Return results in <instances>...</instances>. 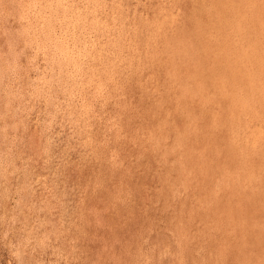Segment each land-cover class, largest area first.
<instances>
[{
    "label": "rangeland",
    "instance_id": "1",
    "mask_svg": "<svg viewBox=\"0 0 264 264\" xmlns=\"http://www.w3.org/2000/svg\"><path fill=\"white\" fill-rule=\"evenodd\" d=\"M263 47L264 0H0V264H264Z\"/></svg>",
    "mask_w": 264,
    "mask_h": 264
},
{
    "label": "bare ground",
    "instance_id": "2",
    "mask_svg": "<svg viewBox=\"0 0 264 264\" xmlns=\"http://www.w3.org/2000/svg\"><path fill=\"white\" fill-rule=\"evenodd\" d=\"M44 1H45V0H44ZM42 3H43V2H42ZM40 4H41V3H40ZM43 4H44V3H43ZM47 5H48V3H47ZM40 6H41V5H40ZM42 6H43V5H42ZM42 6H41V7H42ZM45 6H46V4L44 5V7H45ZM44 7H42L41 9H44ZM47 7H49V6H47ZM50 7H51V6H50ZM51 8H52V7H51ZM51 8H50V9H51ZM39 10H40V9H39ZM39 10L37 9V10H35V12H36V11L38 12ZM41 11H42V10H41ZM44 11H45V10H44ZM44 11H43V12H44ZM48 11H49V9H48ZM52 11H54V10H52ZM46 13H47V12H46ZM48 13H49V12H48ZM40 14H41V13H40ZM40 14H39V15H40ZM51 14H52V13L50 12V15H51ZM165 14H166V13H165ZM37 15H38V14H37ZM42 15H43V14H42ZM45 15H46V14H45ZM52 15H53V14H52ZM37 17H38V16H37ZM39 17H40V16H39ZM49 17H50V16L48 15V18H49ZM46 18H47V15H46ZM48 18H47V19H48ZM38 20H40V19H38ZM43 20H44V19H43ZM43 20H42V21H43ZM161 20H162V18H161ZM168 20H169V19H168ZM170 20H171V19H170ZM40 21H41V20H40ZM165 21H166V19L164 20V23H165ZM38 22H39V21H38ZM43 22H44V21H43ZM45 23H46V22H45ZM156 23H157V22H156ZM167 24H168V23H167ZM168 25H169V24H168ZM39 26H40V23H39ZM43 26L46 27V25H43ZM151 26H154V25L152 24ZM155 26H156V24H155ZM160 26H161V24H160ZM166 26H167V25H166ZM170 26H171V25H170ZM170 26H169V27H170ZM41 27H42V24H41ZM171 27H172V26H171ZM149 28H150V26L148 27V29H149ZM153 28L155 29V27H153ZM163 28H164V27H163ZM174 28H175V27H174ZM38 29H39V28H38ZM43 29H45V28H43ZM188 29H189V28H188ZM149 30H150V29H149ZM163 30H164V29H163ZM165 30H166V29H165ZM174 30H175V29H174ZM36 31H37V30H36ZM168 31H169V30H168ZM171 31H172V30H171ZM198 31H199V30H198ZM40 32H41V31H40ZM42 32H43V30H42ZM148 32H149V31H148ZM176 32H177V30H176ZM194 32H195V31H194ZM201 32H202V31H201ZM149 33H150V32H149ZM153 33H154V32H153ZM153 33H152V34H153ZM158 33H159V32H157V34H158ZM161 33H162V32H161ZM161 33H160V34H161ZM203 33H204V32H203ZM147 34H148V33H147ZM161 35H162V34H161ZM165 35H167V34H165ZM171 35H172V34H171ZM176 35H177V34H176ZM177 36H178V35H177ZM186 36H187V35H186ZM200 36L202 37V35H200ZM203 36H204V35H203ZM155 37H156V36H155ZM193 37H195V36H193ZM151 38H152V37H151ZM153 38H154V37H153ZM161 38H162V37H161ZM163 38H164V37H163ZM177 38H178V37H177ZM94 39L96 40V38H94ZM148 39H150V38H148ZM155 39H156V38H155ZM157 39H158V38H157ZM159 39H160V38H159ZM182 39H183V38H182ZM86 40H87V39H86ZM88 40H89V39H88ZM88 40H87V41H88ZM95 40H94V41H95ZM98 40H99V38H98ZM161 40H162V39H161ZM171 40H172V39H171ZM188 40H189V39H188ZM197 40H198V38H197ZM87 41H86V42H87ZM96 41H97V40H96ZM150 41H151V40H150ZM159 41H160V40H159ZM183 41H184V40H183ZM202 41H203V40H202ZM89 42H90V40H89ZM99 42H102L101 39H100ZM155 42H156V41H155ZM168 42H170V41H168ZM175 42H176V41H175ZM175 42H174V43H175ZM189 42H190V40H189ZM82 43H83V40H82ZM102 43H103V42H102ZM133 43H134V42H133ZM153 43H154V42H153ZM157 43H158V42H157ZM171 43H172V42H171ZM178 43H180V42H178ZM199 43H200V42H199ZM83 44H84V43H83ZM85 44H86V43H85ZM93 44H94V43H93ZM96 44H98V41H97ZM147 44H148V42H147ZM172 44H173V43H172ZM167 45H168V44H167ZM175 45H176V43H175ZM188 45H189V44H188ZM234 45H235V44H234ZM250 45H252V44H250ZM250 45H249V46H250ZM149 46H150V45H149ZM156 46H157V45H156ZM180 46H181V45H180ZM189 46H191V45H189ZM200 46H201V45H200ZM246 46H247V45H246ZM262 46H263V44H262ZM147 47H148V45H147ZM147 47H146V48H147ZM152 47H153V45H152ZM166 47H167V46H166ZM169 47H170V45H169ZM169 47H168V48H169ZM171 47H172V46H171ZM175 47H176V46H175ZM177 47H178V46H177ZM184 47H185V46H184ZM230 47H232V46H230ZM159 48H160V47H159ZM190 48H191V47H190ZM193 48H194V47H193ZM224 48H226V47H224ZM233 48H234V47H233ZM247 48H248V47H247ZM263 48H264V47H263ZM263 48H262V49H263ZM157 49H158V48H157ZM182 49H183V47H182ZM186 49H187V48H186ZM195 49H196V47H195ZM229 49H230V48H229ZM231 49H232V48H231ZM241 49L243 50V48H241ZM241 49H240V50H241ZM252 49H253V48H252ZM260 49H261V48H260ZM146 50H147V49H146ZM149 50H151V48H149ZM159 50H160V49H159ZM168 50H169V49H168ZM168 50H166V52H168ZM177 50H178V49H177ZM196 50H197V49H196ZM237 50H238V49H237ZM245 50H246V49H245ZM255 50H256V49H255ZM257 50H259V49H257ZM257 50H256V51H257ZM151 51H152V50H151ZM169 51H170V50H169ZM192 51H193V50H192ZM225 51H226V50H225ZM232 51H233V50H232ZM234 51H235V49H234ZM253 51H254V50H253ZM253 51H250V52H253ZM148 52H149V51H148ZM166 52H165V53H166ZM170 52H171V51H170ZM178 52H179V51H178ZM180 52H181V51H180ZM239 52H240L241 54H243L241 51H239ZM244 52L247 53V50L244 51ZM257 52H258V51H257ZM159 53H160V52H159ZM159 53H158V55H159ZM165 53H164V55L166 56L167 53H166V54H165ZM211 53H213V52H211ZM229 54H230V53H229ZM244 54H245V53H244ZM248 54H249V53H248ZM255 54H256V53H255ZM257 54H258V53H257ZM150 55H151V54H150ZM170 55H171V54H169V56H170ZM194 55H195V54H194ZM194 55H193V56H194ZM199 55H201V54H199ZM212 55H213V54H212ZM217 55H218V54H217ZM234 55H235V54H234ZM238 55H240V54H238ZM246 55H247V54H246ZM250 55H251V54H250ZM147 56H149V55H146V57H147ZM151 56H153V55H151ZM156 56H157V55H156ZM159 56H160V55H159ZM161 56H162V55H161ZM180 56H181V55H180ZM231 56H232V55H231ZM235 56H236V55H235ZM244 56H245V55H244ZM244 56L241 55L240 57L243 58ZM263 56H264V55H263ZM157 57H158V56H157ZM171 57H172V56H171ZM173 57H174V56H173ZM208 57H210V56L207 55V58H208ZM251 57H252V56H251ZM154 58H155V57H154ZM154 58H153V59H154ZM166 58H167V57H166ZM182 58H183V57H181V59H182ZM201 58H202V57H201ZM210 58H211V57H210ZM231 58H232V57H231ZM242 58H241V62H242V60H243ZM247 58H248V57H247ZM238 59H239V58H238ZM187 60H188V59H187ZM187 60H186V61H187ZM190 60H191V59H190ZM209 60L212 61V59H209ZM226 60H227V59H226ZM228 60H229V59H228ZM233 60L235 61V59H233ZM155 61H156V60H155ZM178 61H179V59H178ZM207 61H208V60H207ZM207 61H205V63H206ZM215 61H216V60H215ZM239 61H240V59H239ZM245 61H246V58H245ZM247 61L249 62V59H247ZM250 61H251V60H250ZM195 62H196V61H195ZM232 62H233V61H232ZM235 62H236V61H235ZM237 62H238V61H237ZM259 62L261 63L260 60H259ZM207 63H208V62H207ZM207 63H206L205 65H208ZM209 63H210V62H209ZM211 63H212V62H211ZM263 63H264V62H263ZM242 64H243V63H242ZM242 64H241V65H242ZM251 64H252V63H251ZM258 64H259V63H258ZM220 65H221V64H220ZM222 65H223V63H222ZM229 65H230V64H229ZM234 65H235V63H234ZM238 65H240V64H238ZM241 65H240V66H241ZM247 65H248V64H247ZM260 65H261V64H260ZM159 66H160V65H159ZM178 66H179V65H178ZM183 66H184V65H183ZM201 66H202V64H201ZM236 66H237V64H236ZM243 66H244V65H243ZM243 66H242L241 68H243ZM154 67H155V66H154ZM154 67H153V68H154ZM174 67H175V66H174ZM174 67H173V68H174ZM207 67H208V66H207ZM244 67H245V66H244ZM160 68H161V67H160ZM185 68H186V67H185ZM258 68H259V67H258ZM220 69H221V68H220ZM225 69H226V67H225ZM231 69H233L232 66H231ZM244 69H245V68H244ZM244 69H243V70H244ZM157 70H158V68H157ZM157 70H156V71H157ZM184 70H185V69H184ZM196 70H197V69H196ZM223 70H224V69H222V71H223ZM259 70H260V69H259ZM167 71H168V70H167ZM217 71H218V70H216V72H217ZM220 71H221V70H220ZM222 71H221V74H222V76H223ZM238 71H239V70H238ZM241 71H242V70H241ZM247 71H248V70H247ZM263 71H264V69H263ZM154 72H155V71H154ZM185 72H186V71H185ZM226 72H227V71H226ZM226 72H225V73H226ZM176 73H178V72H176ZM225 73H224V75H225ZM240 73H241L240 75H242V72H240ZM169 74H170V73H169ZM174 74H175V73H174ZM210 74H211V73H210ZM238 74H239V73H238ZM167 75H168V73H167ZM178 75H179V74H178ZM191 75H193V74H191ZM217 75H218V74H217ZM261 75H262V74H261ZM179 76H180V75H179ZM243 76H244V75H243ZM263 76H264V75H263ZM263 76H262V78H264ZM184 77H185V75H184ZM196 77H197V76H196ZM219 77H221V76H219ZM224 77H226V75H225ZM236 77H239V76H236ZM90 78H91V77H90ZM146 78H147V76H146ZM170 78L172 79L171 76H170ZM170 78H169V79H170ZM174 78H175V77H174ZM174 78H173V79H174ZM230 78H231V77H230ZM92 79H96V78H92ZM149 79H150V78H149ZM153 79H154V78H153ZM153 79H152V80H153ZM169 79H168V80H169ZM183 79H184V78H183ZM210 79H211V78H210ZM215 79H216V78H215ZM222 79H224V78H222ZM226 79H227V78H226ZM231 79H232V78H231ZM241 79H242V78H241ZM247 79H248V81H247L246 84H248V82H249V78H247ZM89 80H90V79H89ZM89 80H87V82H88ZM143 80H144V79H143ZM168 80H167V81H168ZM178 80H179V78H178ZM181 80H182V79H181ZM184 80H185V79H184ZM245 80H246V79H245ZM250 80H251V79H250ZM97 81H98V80H97ZM97 81H96V82H97ZM144 81H145V80H144ZM153 81H154V80H153ZM159 81H160V80H159ZM165 81H166V80H165ZM165 81H164V82H165ZM189 81H190V80H189ZM224 81H225V79H224ZM237 81H240V80H237ZM251 81H252V80H251ZM90 82H91V81H90ZM92 82H93V81H92ZM92 82H91V83H92ZM94 82H95V80H94ZM96 82H95V83H96ZM147 82H148V81H147ZM160 82H161V81H160ZM181 82H182V81H181ZM220 82H221V81H220ZM225 82H226V81H225ZM241 82H242V81H241ZM241 82H240V83H241ZM245 82H246V81H245ZM95 83H94V84H95ZM144 83H145V82H144ZM165 83H166V82H165ZM171 83L173 84V82H171ZM226 83H227V82H226ZM238 83H239V82H238ZM242 83H244V82H242ZM242 83H241V84H242ZM252 83H253V82H252ZM88 84H89V82H88ZM94 84L92 83V85H94ZM97 84H100V80H99V82H98ZM149 84H150V83H149ZM215 84H216V83H215ZM244 84H245V83H244ZM250 84H251V83H250ZM250 84H249V85H250ZM95 85H96V84H95ZM146 85H147V83H146ZM163 85H164V84H162V86H163ZM168 85L170 86V84H167V86H168ZM176 85H177V84H176ZM189 85L191 86V84H189ZM189 85H188V86H189ZM198 85H199V84H198ZM202 85H203V84H202ZM206 85H207V84H206ZM219 85H220V84H219ZM227 85H229V83H227ZM254 85H255V84L253 83V86H254ZM259 85H261V83H260ZM259 85H256V86L259 87ZM96 86H97V85H96ZM96 86H95V90H96ZM177 86H179V85H177ZM225 86H226V84H225ZM233 86H234V85H233ZM244 86H245V85H244ZM253 86H252V87H253ZM261 86L263 87V85H261ZM261 86H260V88H261ZM91 87H92V86H91ZM142 87H143V86H142ZM163 87L165 88V86H163ZM179 87H181V86H179ZM191 87H192V86H191ZM211 87H212V86H211ZM220 87H221V86H220ZM222 87H223V86H222ZM227 87H228V86H227ZM248 87H249V86H248ZM213 88H214V87H213ZM236 88H238V86H236ZM236 88H235V89H236ZM250 88H251V85H250ZM260 88H259V90H260ZM99 89H100V88H99V86H98V91H99ZM161 89H163V88H161ZM182 89H184V88L182 87ZM229 89H230V88H229ZM229 89H228V90H229ZM231 89H232V88H231ZM233 89H234V88H233ZM257 89H258V88H257ZM177 90H178V89H177ZM222 90H223V89H222ZM224 90H225V89H224ZM261 90H262V89H261ZM263 90H264V89H263ZM98 91H97V92H98ZM156 91H157V89H156ZM173 91H174V90H173ZM99 92H100V91H99ZM99 92H98V93H99ZM143 92H144V91H143ZM157 92H159V91H157ZM165 92H166V91H165ZM174 92H175V91H174ZM176 92H178V91H176ZM259 92H260V91H259ZM261 92H262V91H261ZM162 93H163V92H162ZM172 93H173V92H172ZM172 93H171V95H172ZM183 93H184V92H183ZM185 93L187 94V92H186V88H185ZM230 93H231V92H230ZM230 93H229V94H230ZM100 94H101V93H100ZM154 94H156V93L154 92ZM163 94H164V93H163ZM169 94H170V93H169ZM231 94H232V93H231ZM233 94H234V92H233ZM158 95H159V94H158ZM181 95H182V94H181ZM201 95H203V94L201 93ZM201 95H200V96H201ZM216 95H217V94H216ZM216 95H215V98H216ZM226 95H227V94H226ZM235 95H236V94H235ZM262 95L264 96V94H262ZM102 96H103V95H102ZM142 96H143V95H142ZM174 96H175V94H174ZM174 96H173V97H174ZM209 96H210V95H208L207 98H208ZM211 96H213V95H211ZM219 96H220V95H219ZM230 96H231V95H230ZM232 96H233V95H232ZM258 96H259V95H258ZM195 97H197V95H196ZM217 97H218V96H217ZM228 97H229V96H228ZM236 97H237V96H236ZM100 98H101V97H100ZM104 98H105V97H104ZM147 98H149V97H147ZM169 98H170V97H169ZM181 98L183 99V97H181ZM203 98H204V96H203ZM209 98H210V97H209ZM213 98H214V97H213ZM233 98H234V97H233ZM233 98H232V99H233ZM238 98H239V97H238ZM260 98H261V95H260ZM263 98H264V97H263ZM155 99H156V98H155ZM174 99H175V97H174ZM205 99H206V98H205ZM229 99H230V98H229ZM229 99H228V102H229ZM250 99H251V98H250ZM250 99H249V100H250ZM148 100H149V99H148ZM161 100L163 101V98H162ZM170 100H172V99H170ZM170 100H169V101H170ZM175 100H176V99H175ZM183 100H184V99H183ZM183 100H180V101L182 102ZM225 100H226V98H225ZM230 100H231V99H230ZM236 100H237V99H236ZM236 100H234V102H238V101H236ZM241 100H242V99H241ZM249 100L247 99V101L245 100V102L248 103ZM252 100H253V99H252ZM252 100H250V101H252ZM142 101L144 102V100H142ZM152 101H153V99H152ZM148 102H149V101H148ZM153 102H154V101H153ZM174 102H175V101H174ZM217 102H218V101H217ZM230 102H231V101H230ZM230 102H229V104H230ZM243 102H244V99H243ZM149 103H152V102H151V99H150V102H149ZM175 103H176V102H175ZM175 103H174V104H175ZM157 104H158V103H156V104H154V105L152 104V105L157 107ZM167 104H169V103H167ZM170 104H171V103H170ZM233 104H234V103H233ZM252 104H253V102L250 104V106H251ZM171 105H172V104H171ZM178 105H180V104H178ZM194 105H195V104H194ZM237 105H238V103H237ZM239 105H240V104H239ZM242 105H243V104H242ZM246 105H247V104H246ZM246 105H245V106H246ZM176 106H177V103H176ZM213 106H214V105H213ZM218 106H219V105H218ZM240 106H241V105H240ZM240 106H239V107H240ZM142 107H143V106H142ZM158 107H159V106H158ZM158 107H157V109H158ZM173 107H174V106H173ZM188 107H189V106H188ZM219 107H220V106H219ZM219 107H218V108H219ZM243 107H244V106H243ZM147 108H148V107H147ZM147 108H145V110H146ZM151 108H152V107H151ZM229 108H230V107H229ZM229 108H227V109H229ZM231 108H232V107H231ZM246 108H247V107H246ZM253 108H254V107H253ZM84 109H85V108H84ZM155 109H156V108H155ZM161 109H162V108H161ZM161 109H159V111H160ZM227 109L225 108V110H227ZM236 109H238V108L236 107ZM242 109H244V108H242ZM247 109H248V108H247ZM247 109H246V110H247ZM149 110H150V108H149ZM163 110H164V109H162L161 111H163ZM185 110H186V109H185ZM190 110H191V109H190ZM225 110H224V111H225ZM240 110H241V108H240ZM127 111H128V110H127ZM179 111H180V110H179ZM220 111H222L221 108H220ZM235 111H236V110H235ZM244 111H245V110H244ZM255 111H256V110H254L253 113H256ZM132 112H133V111H132ZM151 112H152V111H151ZM151 112H150V113H151ZM155 112H156V110H155ZM166 112H167V111H166ZM248 112H249V113L252 112L251 108H250V110H249ZM147 113H148V111H147ZM158 113H160V112H158ZM162 113H163V112H162ZM164 113H165V112H164ZM181 113H182V112H181ZM238 113H239V112H238ZM253 113H252V114H253ZM153 114H154V112H153ZM156 114H157V112H156ZM182 114H183V113H182ZM241 114H242V113H241ZM131 115H133V114H131ZM236 115H237V114H236ZM244 115H245V114H244ZM249 115H250V114H249ZM249 115H248V116H249ZM253 115H254V114H253ZM253 115H252V117H253ZM159 116L161 117V115H158V117H159ZM184 116H185V114H184ZM206 116H207V115H206ZM208 116H209V115H208ZM240 116H241V115H240ZM256 116H258V115H254V117H256ZM263 116H264V115H262V117H263ZM127 117H128V116H127ZM154 117H155V115H154ZM154 117H153V115H152V118H151V119H154ZM158 117H156V118H158ZM209 117H210V116H209ZM244 117H246V116H244ZM244 117H243V118H244ZM254 117H253V118H254ZM206 118H207V117H206ZM257 118H258V117H257ZM128 119H129V118H128ZM208 119H209V118H208ZM208 119H206V120L208 121ZM229 119H230V118H229ZM239 119H240V118H239ZM247 119H248V117H247ZM258 119H259V118H258ZM258 119H257V120H258ZM147 120H148V119H147ZM160 120H162V119H160ZM209 120H210V123H211V122H212L211 119H209ZM191 121H192V120H191ZM196 121H197V120H196ZM228 121H229V120H228ZM235 121H236V120H235ZM240 121H241V120H240ZM158 122H159V121H158ZM160 122H161V121H160ZM245 122H247V121H245ZM248 122H249V121H248ZM156 123H157V122H156ZM201 123H202V121H201ZM230 123H231V122H230ZM237 123H238V121H237ZM254 123H255V122H254ZM257 123H258V122H257ZM203 124H204V123H203ZM213 124H214V123H213ZM248 124H250V123H248ZM251 124H252V123H251ZM251 124H250V125H251ZM263 124H264V123H263ZM263 124H262V125H263ZM165 125H167V124H165ZM165 125H164V126H165ZM198 125H199V124H198ZM252 125H253V124H252ZM151 126H152V125H151ZM156 126H158V124L155 125V128L157 129L158 127H156ZM189 126H191V125H189ZM199 126H200V125H199ZM221 126H222V124H221ZM230 126H231V125H230ZM235 126H236V124H235ZM246 126H247V125H246ZM263 126H264V125H263ZM144 127H145V126H144ZM160 127H161V126H159V128H160ZM165 127H166V126H165ZM192 127H193V125H192ZM195 127H196V126H195ZM209 127H210V126H209ZM212 127H213V126H212ZM212 127H211V129H212ZM217 127H218V126H217ZM219 127H220V126H219ZM247 127H248V126H247ZM139 128H140V126H139ZM162 128H163V127H161V129H162ZM213 128H214V127H213ZM235 128H237V127H235ZM243 128H244V127H243ZM152 129H153V128H152ZM161 129H160V130H161ZM186 129H188V128L186 127ZM196 129H197V128H196ZM206 129H207V128H206ZM215 129H216V128H215ZM241 129H242V128H241ZM241 129H239V130H241ZM249 129H250V128H249ZM254 129H255V128H254ZM256 129H257V128H256ZM140 130H141V128H140ZM158 130H159V129H158ZM208 130H209V129H208ZM234 130H236V129H234ZM234 130H233V131H234ZM244 130H245V129H244ZM144 131H145V129H144ZM148 131H149V130H148ZM186 131H187V130H186ZM191 131H192V130H191ZM195 131H196V130H195ZM211 131H213V130H211ZM236 131H238V129H237ZM249 131L252 132V130H249ZM128 132H129V131H128ZM134 132L136 133V131H133V135H134ZM145 132H146V131H145ZM156 132H157V131H156ZM156 132H155L154 134H157ZM158 132H159V131H158ZM188 132H189V131H188ZM215 132H216V131H215ZM230 132H231V131H230ZM238 132H239V131H238ZM238 132H237V134H238ZM241 132H242V131H241ZM243 132H244V131H243ZM131 133H132V131H131ZM131 133H129V134H131ZM139 133H140V132H139ZM186 133H187V132H185V134H186ZM218 133H219V132L217 131V134H218ZM234 133H235V132H234ZM234 133H233V134H234ZM253 133H254V132H253ZM151 134H152V133H150V135H151ZM159 134H160V133H159ZM188 134H189V133H188ZM214 134H215V133H214ZM241 134H243V133H241ZM248 134H249V133H248ZM121 135H122V134H121ZM123 135H124V134H123ZM127 135H128V133H127ZM150 135H148V136H150ZM190 135H192V134H190ZM245 135H246V134H244V136H245ZM128 136H129V135H128ZM128 136H127V137H128ZM140 136L142 137V134H141ZM144 136L146 137L147 135L144 134ZM151 136H153V135H151ZM188 136H189V135H188ZM206 136H207V134H206ZM211 136H212V135H211ZM215 136H216V135H215ZM219 136H220V135H219ZM227 136H228V134H227ZM234 136H237V135H234ZM240 136H241V135H240ZM242 136H243V135H242ZM247 136H249V135H247ZM125 137H126V136H125ZM141 137H140V138H141ZM154 137H155V136H154ZM156 137H157V136H156ZM160 137H161V136H160ZM178 137H179L180 140H182V138H180V136H178ZM182 137H183V136H182ZM191 137H192V136H191ZM88 138L91 139L90 137H88ZM151 138H152V137H151ZM205 138H206V137H205ZM237 138H238V137H237ZM243 138H245V137H243ZM89 139H88V140H89ZM130 139H131V138H130ZM130 139H129V142H130L133 138H132L131 140H130ZM145 139H146V138H145ZM149 139H150V137H149ZM149 139H148V140H149ZM153 139H154V138H153ZM233 139H235V138H233ZM241 139H242V138H241ZM245 139H246V138H245ZM92 140H93V139H92ZM122 140H123V139H122ZM139 140H140V139H139ZM146 140H147V139H146ZM156 140H157V139H156ZM188 140H189V139H188ZM204 140H205V139H204ZM206 140H207V139H206ZM235 140H237V139H235ZM239 140H240V139H239ZM243 140H244V139H243ZM250 140H251V138H250ZM127 141H128V140H127ZM157 141H158V140H157ZM157 141H156V143H155L156 146H157V144H158ZM177 141H179V140L177 139ZM182 141H183V140H182ZM184 141H185V140H184ZM232 141H233V140H232ZM85 142L88 143L87 140H85ZM90 142H91V141H90ZM96 142H97V140H96ZM133 142H134V139H133ZM145 142H146V141H145ZM159 142H160V140H159ZM174 142H175V141H174ZM185 142H186V141H185ZM187 142H188V141H187ZM206 142H207V141H206ZM215 142H216V141H215ZM215 142H214V143H215ZM236 142H237V141H236ZM236 142H235V143H236ZM244 142H245V141H244ZM261 142H262V141H261ZM261 142H260V143H261ZM93 143H95V141H94ZM93 143H92V144H93ZM139 143H141V142H139ZM143 143H144V142H143ZM151 143H152V142H151ZM177 143H178V142H177ZM177 143H175V144H177ZM211 143H212V142H211ZM214 143H213V144H214ZM235 143H234V144H235ZM245 143H246V142H245ZM251 143H252V142H251ZM89 144H91V143H89ZM181 144H182V142H181ZM188 144H189V143H188ZM224 144H225V143H224ZM239 144L241 145L242 142L239 143ZM93 145H94V144H93ZM131 145H132V144H131ZM138 145H139V144H138ZM147 145H148V144H146V146H147ZM150 145H151V144H150ZM178 145L180 146V143H178ZM219 145H220V144H219ZM236 145H237V143H236ZM257 145H258V143H257ZM128 146H129V145H128ZM133 146H134V145H133ZM148 146H149V145H148ZM186 146H187V145H186ZM206 146H207V145H206ZM209 146H210V145H209ZM221 146H222V145H221ZM232 146H233V144H232ZM234 146H235V145H234ZM96 147H97V146H96ZM96 147H95V149H96ZM99 147H100V146H99ZM135 147H136V146H135ZM140 147H141V145H140ZM144 147H145V146H144ZM173 147H174V146H173ZM176 147H177V146H176ZM184 147H185V146H184ZM207 147H208V146H207ZM210 147H211V146H210ZM213 147H214V146H213ZM225 147H227V146H225ZM230 147H231V146H230ZM236 147H237V146H236ZM236 147H235V148H236ZM238 147H239V146H238ZM245 147H246V146H245ZM245 147H244V148H245ZM257 147H258V146H257ZM90 148H91V147H90ZM136 148H138V147H136ZM152 148H154V147H152ZM180 148H181V147H180ZM180 148H177V149L179 150ZM191 148H192V146H191ZM201 148H202V147H201ZM215 148H216V147H215ZM250 148H251V147H250ZM258 148H259V147H258ZM258 148H257V149H258ZM92 149H94V147H93ZM95 149H94V150H95ZM130 149H131V148H130ZM141 149H142V147H141ZM144 149H145V148H144ZM173 149H174V148H173ZM175 149H176V148H175ZM185 149H186V148H185ZM202 149H203V148H202ZM207 149H208V148H207ZM218 149H219V148H218ZM224 149H225V148H224ZM237 149H238V148H237ZM242 149H243V148H241L240 151H243ZM251 149H252V148H251ZM251 149H250V150H251ZM181 150H183V147H182ZM192 150H193V149H192ZM192 150H191V151H192ZM210 150H211V149H210ZM210 150H209V152H210ZM230 150H231V149H230ZM248 150H249V149H248ZM248 150H247V151H248ZM254 150H255V148H254ZM145 151H146V149H145ZM148 151H149V150H148ZM189 151H190V150H189ZM196 151H197V150H196ZM211 151H213V150H211ZM218 151H222V150H221V147H220V150H218ZM224 151H225V150H224ZM231 151H232V150H231ZM234 151H235V149H234ZM252 151H253V149H252ZM257 151L259 152L260 150H257ZM136 152H137V150H136ZM146 152H147V151H146ZM149 152H150V151H149ZM192 152H194V151H192ZM205 152H206V151H205ZM207 152H208V150H207ZM215 152H217V149H216ZM215 152H214V153H215ZM235 152H236V151H235ZM237 152L239 153V150H238ZM243 152H244V151H243ZM245 152H246V150H245ZM103 153H104V152H103ZM124 153H126V151H125ZM133 153H134V152H133ZM147 153H148V152H147ZM179 153H180V152H179ZM182 153H184V152H182ZM185 153H186V152H185ZM185 153H184V154H185ZM210 153H211V152H210ZM232 153H233V152H232ZM240 153H241V152H240ZM240 153H239V154H240ZM253 153H254V151H253ZM255 153H256V152H255ZM127 154H129V153L127 152ZM142 154H143V153H142ZM188 154H189V153H188ZM193 154H194V153H193ZM198 154H199V153L197 152V155H198ZM224 154H225V152H224ZM227 154H228V153H227ZM259 154L261 155L262 153H259ZM95 155H96V154H95ZM100 155H101V154H100ZM152 155H153V154H152ZM191 155H192V154H191ZM191 155H190V157H191ZM203 155H204V154H203ZM207 155H208V154H207ZM212 155H213V154H212ZM229 155H230V154H229ZM229 155H228V156H229ZM235 155H236V154H235ZM245 155H246V153H245ZM254 155H255V154H254ZM257 155H258V154H257ZM103 156H104V155H102V157H103ZM133 156H134V155H133ZM185 156H186V154H185ZM192 156H193V155H192ZM199 156H200V155H199ZM201 156H202V155H201ZM214 156H215V155H214ZM214 156H212V158H213ZM231 156H233V154H232ZM240 156H242V155L240 154ZM258 156H259V155H258ZM194 157H195V156H194ZM225 157H227V156L224 155V159H225ZM247 157H248V156H247ZM141 158H142V157H141ZM206 158H208V157H206ZM228 158H229V157H228ZM230 158H231V157H230ZM243 158H244V157H243ZM248 158H249V157H248ZM89 159H91V158H89ZM97 159H98V158H97ZM144 159H145V158H143L142 160H144ZM179 159H180V158H179ZM182 159H183V158H182ZM210 159H211V158H210ZM210 159H208V160H210ZM226 159H227V158H226ZM226 159H225V160H226ZM238 159H239V158H238ZM240 159H242V158H240ZM246 159H247V158H246ZM246 159H245V160H246ZM261 159H262V158H261ZM263 159H264V158H263ZM87 160H88V158H87ZM91 160H92V159H91ZM103 160H104V159H103ZM114 160H118V159H117V158H116V159H113V162H114ZM147 160H149V159L147 158ZM184 160H185V159H184ZM187 160H188V159H187ZM190 160H191V162H193L192 159H190ZM194 160H195V158H194ZM199 160H200V159H199ZM225 160H224V161H225ZM236 160H237V159H236ZM242 160H243V159H242ZM242 160H241V161H242ZM258 160H259V159H258ZM96 161H97V160L95 159V160L93 161V163L96 162ZM111 161H112V160H111ZM150 161H151V160H150ZM204 161H205V160H204ZM228 161H229V160H228ZM243 161H244V160H243ZM247 161H248V160H247ZM260 161H262V160H260ZM263 161H264V160H263ZM90 162H91V161H90ZM98 162H99V160H98ZM103 162H104V161H103ZM185 162H186V160H185ZM202 162H203V161H202ZM210 162H211V161H210ZM222 162H223V159H222ZM225 162H226V161H225ZM229 162H232V160L229 161ZM238 162H239V161H238ZM249 162H250V161H249ZM101 163H102V161H101ZM104 163H106V162H104ZM109 163H110V162H109ZM111 163H112V162H111ZM111 163H110V164H111ZM118 163L120 164V162H118ZM122 163H123V162H122ZM146 163H147V162H146ZM193 163H194V162H193ZM236 163H237V162H236ZM240 163H241V162H240ZM240 163H239L238 167H241V166H240ZM243 163H244V162H243ZM89 164H91V163H89ZM94 164H95V163H94ZM102 164H103V163H102ZM110 164H109V165H110ZM114 164H117V163L114 162ZM150 164H151V163H150ZM177 164L179 165L178 162H177ZM200 164H201V163H200ZM211 164H212V162H211ZM233 164H235V163H233ZM250 164H252V163H250ZM259 164H260V162H259ZM262 164H264V162H263ZM91 165H92V164H91ZM104 165L106 166V164H104ZM107 165H108V164H107ZM144 165H147V164H144ZM144 165H143V167H144ZM181 165H182V164H181ZM197 165H198V164H197ZM235 165H236V164H235ZM244 165H246V164H244ZM248 165H249V164H248ZM86 166H87V163H86ZM102 166H103V165H102ZM102 166H101V168H102ZM115 166H116V165H115ZM195 166H196V161H195ZM222 166H223V164H222ZM225 166H226V165H225ZM227 166H228V164H227ZM232 166H233V165H232ZM232 166H231V167H232ZM249 166H250V165H249ZM110 167H111V166H110ZM118 167H120V166H118ZM118 167H116V168H118ZM121 167H122V166H121ZM205 167H207V166H205ZM208 167H209V166H208ZM234 167H236V166H234ZM234 167H232V169H233ZM238 167H237V168H238ZM242 167H243V166H242ZM244 167H245V166H244ZM246 167H248V166L246 165ZM262 167H263V166H262ZM86 168H87V167H86ZM99 168H100V167H99ZM141 168H142V167H141ZM152 168H153V167H152ZM249 168H251V166H250ZM263 168H264V167H263ZM263 168H262V169H263ZM88 169H89V168H88ZM93 169H95V168L93 167ZM97 169H98V168H97ZM102 169H103V168H102ZM104 169H105V168H104ZM108 169H109V168H108ZM114 169H115V168H114ZM150 169H151V168H150ZM194 169H195V168H194ZM194 169H192V174H193ZM210 169H211V168H210ZM222 169H223V167H222ZM225 169H226V168H225ZM228 169H231V168H228ZM239 169H240V168H239ZM244 169H245V168H244ZM246 169H247V168H246ZM262 169H261V170H262ZM90 170H91V169H90ZM106 170H107V169H106ZM116 170H117V169H116ZM147 170H148V169H147ZM199 170H201V169H199ZM204 170H205V169H204ZM234 170H235V168H234ZM241 170H242V169H241ZM93 171H94V170H93ZM104 171H105V170H104ZM111 171H112V170H111ZM114 171H115V170H114ZM119 171H120V169H119ZM148 171H149V170H148ZM195 171H196V170H195ZM202 171H203V170H202ZM210 171H211V170H210ZM212 171H213V170H212ZM225 171H226V170H225ZM225 171H224V172H225ZM227 171H228V170H227ZM249 171H251V169H250ZM255 171H256V169H255ZM257 171H258V170H257ZM257 171H256V172H257ZM109 172H110V171H109ZM141 172H143V171H141ZM183 172H184V170H183ZM197 172H198V171H197ZM208 172H209V170H208ZM218 172L220 173L219 170H218ZM228 172H229V171H228ZM228 172H227V175H228ZM235 172H236V170H235ZM237 172H238V171H237ZM244 172H245V171H243V174H244V176H245V174H247V173H244ZM247 172H248V170H247ZM91 173H92V172H91ZM110 173H111V172H110ZM180 173H182V172H180ZM189 173H190V171H189ZM194 173H195V172H194ZM199 173H200V172H199ZM233 173H234V171H233ZM100 174H101V173H100ZM108 174H109V173H108ZM116 174H117V173H116ZM141 174H142V173H141ZM200 174H202V173H200ZM236 174H237V173H236ZM239 174H240V173H239ZM256 174H257V173H256ZM261 174H262V173H261ZM263 174H264V173H263ZM96 175H97V174H96ZM103 175H104V173H103ZM109 175H110V174H109ZM117 175H118V174H117ZM119 175H120V174H119ZM180 175H181V174H180ZM190 175H191V174H190ZM211 175H212V173H211ZM216 175H218V174H216ZM224 175H225V174H224ZM224 175H222V176H224ZM230 175H232V174H230ZM240 175H241V174H240ZM258 175H259V174H258ZM258 175H257V177H258ZM98 176H99V175H98ZM104 176H105V175H104ZM107 176H108V175H107ZM110 176H111V175H110ZM110 176H109V177H110ZM199 176H200V175H199ZM206 176H207V175H206ZM214 176H215V175H214ZM214 176H213V177H214ZM219 176H220V178H221V174H220ZM232 176H233V175H232ZM234 176H235V174H234ZM234 176H233V177H234ZM237 176H238V174H237ZM260 176H261V175H260ZM263 176H264V175H263ZM94 177H95V173H94ZM105 177H106V176H105ZM224 177H225V176H224ZM239 177H241V176H239ZM239 177H238V178H239ZM252 177H253V176H252ZM91 178H92V176H91ZM103 178H104V177H103ZM107 178H108V177H107ZM111 178H112V177H111ZM118 178H119V177H118ZM118 178H116V179H118ZM182 178H183V176H182ZM186 178H187V177H186ZM186 178H185V179H186ZM203 178H204V176H203ZM215 178H216V177H215ZM229 178H230V177H228L227 180H228ZM254 178H255V176H254ZM259 178H260V177H259ZM262 178H263V177H262ZM88 179H89V178H88ZM93 179H94V178H93ZM97 179H98V178H97ZM97 179H96V180H97ZM101 179H102V174H101ZM109 179H110V178H109ZM114 179H115V178H114ZM145 179H146V178H145ZM225 179H226V178H225ZM231 179H233V178H231ZM234 179H235V178H234ZM234 179H233V183H234ZM236 179H237V178H236ZM249 179H250V178H249ZM249 179H248V180H249ZM255 179H256V178H255ZM96 180H94V181H96ZM104 180H105V179H104ZM118 180H119V179H118ZM222 180H223V179H222ZM239 180H240V179H239ZM239 180H238L237 182H240ZM241 180H242V179H241ZM246 180H247V179H246ZM251 180H252V178H251ZM260 180H261V179H260ZM86 181H87V180H86ZM97 181H99V179H98ZM109 181H110V180H109ZM119 181H120V180H119ZM183 181H184V180H183ZM88 182H90V179H89ZM91 182H92V181H91ZM113 182H114V181H113ZM204 182H205V181H204ZM216 182H218V180H216ZM216 182L212 181V183H214L213 185H215ZM221 182H222V181L220 180L219 183H221ZM228 182H230V180H229ZM241 182H242V181H241ZM243 182H244V181H243ZM255 182H257V180H256ZM103 183H104V182H103ZM111 183H112V181H111ZM116 183L118 184V182H116ZM219 183H218V184H219ZM224 183H225V182H224ZM230 183H232V181H231ZM250 183H251V182H250ZM262 183H263V182H262ZM86 184H87V183H86ZM96 184H97V183H96ZM105 184H106V182H105ZM107 184H108V183H107ZM107 184H106V186H107ZM117 184H116V185H117ZM207 184H208V183H207ZM221 184H222V183H221ZM225 184H226V183H225ZM237 184H238V183H237ZM254 184H255V183H254ZM254 184H253V186L255 187ZM94 185H95V184H94ZM99 185H100V183H99ZM112 185H113V184H112ZM119 185H120V184H119ZM200 185H201V184H200ZM202 185H203V184H202ZM208 185H209V184H208ZM219 185H220V184H219ZM226 185H227V184H226ZM230 185H231V184H230ZM234 185H235V184H234ZM238 185H239V184H238ZM260 185H261V184H260ZM263 185H264V184H262V186H263ZM85 186H86V185H85ZM100 186H102V181H101V185H100ZM110 186H111V184H110ZM250 186H251V184L249 185V187H250ZM89 187H90V186H89ZM96 187H97V186H96ZM114 187H115V186H114ZM121 187H123V186H121ZM227 187H228V186H227ZM232 187H233V185H232ZM245 187H246V186H245ZM258 187H260V186L258 185ZM94 188H95V187H94ZM97 188H98V187H97ZM103 188H104V187H103ZM105 188H106V187H105ZM111 188H112V186H111ZM117 188H118V187H117ZM200 188H201V187H200ZM208 188H209V187H208ZM238 188H239V187H238ZM240 188H241V187H240ZM240 188H239V189H240ZM243 188H244V187H243ZM243 188H242V189H243ZM255 188H256V187H255ZM260 188H262V187H260ZM263 188H264V187H263ZM92 189H93V188H92ZM92 189H91V190H92ZM112 189H114V188H112ZM119 189H120V188H119ZM142 189H144V187H142ZM205 189H206V187H205ZM227 189H228V188H227ZM229 189H231V187H229ZM256 189H257V188H256ZM84 190H85V189H84ZM86 190H87V189H86ZM115 190H116V189H115ZM153 190H154V188H153ZM257 190H258V189H257ZM261 190H262V189H261ZM261 190H260V191H261ZM93 191H94V190H93ZM144 191H145V190H144ZM88 193H89V190H88ZM119 193H120V192H119ZM82 194H83V193H82ZM85 194H86V193H85ZM114 194H115V193H114ZM120 194H121V193H120ZM214 194H215V193H214ZM263 194H264V193H263ZM105 195H106V194H105ZM121 195H122V194H121ZM124 195H125V194H124ZM217 195H218V194H217ZM260 195H261V194H260ZM93 196H94V194H93ZM106 196H107V195H106ZM213 196H214V195H213ZM213 196H212V197H213ZM222 196H223V194H222ZM228 196H229V194H228ZM228 196H226V198H227ZM258 196H259V194H258ZM108 197H109V195H108ZM260 197H261V196H260ZM262 197L264 198V196H262ZM262 197H261V199H262L263 202H264V199H263ZM83 198H84V197H83ZM111 198H112V197H111ZM111 198H109V199L111 200ZM123 198H124V197H123ZM209 198H210V197L208 196L207 199H209ZM219 198H220V197H219ZM238 198H239V197H238ZM85 199H86V198H85ZM106 199H107V198H106ZM227 199H228V198H227ZM243 199H244V198H243ZM245 199H246V198H245ZM81 200H82V199H81ZM113 200L115 201L114 198L112 199V201H113ZM120 200H121V199H119L118 201L121 202ZM202 200H205V199H202ZM222 200H223V198H222ZM224 200L226 201L225 198H224ZM237 200H238V199H237ZM237 200H236V201H237ZM83 201H84V199H83ZM98 201H99V200H98ZM208 201H209V200H208ZM208 201H207V203H208ZM210 201H211V199H210ZM257 201H258V200H257ZM257 201H256V202H257ZM205 202H206V201H205ZM215 202H216V201H215ZM218 202H219V200H218ZM244 202H245V201H244ZM248 202H250V201H248ZM253 202H254V200H253ZM263 202H262V203H263ZM97 203H98V202H97ZM199 203H200V202H199ZM199 203H198V204H199ZM203 203H204V202H203ZM228 203H229V201H228ZM238 203H239V201H238ZM246 203H247V201H246ZM95 204H96V203H95ZM102 204H103V202H102ZM112 204H113V203H112ZM201 204H202V203H201ZM201 204H200V205H201ZM204 204H205V203H204ZM215 204L217 205L218 203H215ZM258 204H259V202H258ZM258 204H256V205L258 206ZM263 204H264V203H263ZM208 205H209V204H208ZM210 205H212V204H210ZM244 205H245V204H244ZM256 205H255V206H256ZM260 205H261V203H260ZM90 206H91V205H90ZM92 206H93V205H92ZM110 206H112L111 203H110ZM113 206H114V204H113ZM113 206H112V207H113ZM205 206H206V205H205ZM205 206H204V207H205ZM246 206H247V205H246ZM114 207H115V206H114ZM235 207H237V206H235ZM240 207H241V206H240ZM240 207H239V208H240ZM244 207H245V206H244ZM253 207H254V206H253ZM253 207H251V208H253ZM145 208H146V207H145ZM201 208H202V207H201ZM206 208H207V206H206ZM208 208H209V207H208ZM208 208H207V209H208ZM210 208H211V207H210ZM110 209H111V208H110ZM253 209H255V208H253ZM257 209H259V208L257 207ZM262 209H263V207H262ZM262 209H261V210H262ZM93 210H94V208H93ZM203 210H204V209H203ZM251 210H252V209H251ZM90 211H91V210H90ZM108 211H109V210H108ZM110 211H111V210H110ZM141 211H142V210H141ZM210 211H211V210H210ZM220 211H221V210H220ZM256 211H257V210H256ZM256 211H254V213H255ZM91 212H92V211H91ZM105 212H106V211H105ZM192 212H193V211H192ZM207 212H208V211H207ZM234 212H235V211H234ZM241 212H242V211H241ZM262 212H264V211H262ZM94 213H95V212H94ZM97 213H98V212H97ZM218 213H219V212H218ZM224 213H225V212H224ZM236 213H237V211H236ZM254 213H253V214H254ZM260 213H261V212H260ZM91 214H92V213H91ZM106 214H107V212H106ZM110 214H112V213H110ZM116 214H117V213H116ZM187 214H188V213H187ZM203 214H204V211H203ZM212 214H213V213H212ZM248 214H249V213H248ZM130 215H131V214H130ZM213 215H214V214H213ZM240 215H241V214H240ZM240 215H239V216H240ZM257 215H258V214H257ZM261 215H262V214H261ZM261 215H260V216H261ZM263 215H264V214H263ZM90 216H91V215H90ZM92 216H93V215H92ZM120 216H121V214H120ZM126 216H127V215H126ZM196 216H197V215H196ZM208 216H209V215H208ZM208 216H207V217H208ZM249 216H250V215H249ZM260 216H259V217H260ZM93 217H94V216H93ZM95 217H96V216H95ZM118 217H119V216H118ZM131 217H132V216H131ZM186 217H187V216H186ZM204 217H205V216H204ZM214 217H215V216H214ZM240 217H241V216H240ZM189 218H191V216H189ZM205 218H206V217H205ZM236 218H238V217L236 216L235 219H236ZM245 218H246V216H245ZM248 218H249V217H248ZM257 218H258V217H257ZM257 218H256V219H257ZM121 219H122V218H121ZM251 219H252V218H251ZM260 219H262V218H260ZM116 220H117V219H116ZM183 220H184V219H183ZM238 220H239V219H238ZM242 220H244V219H241V221H242ZM184 221H185V220H184ZM216 221H217V220H216ZM263 221H264V220H263ZM111 222H112V221H111ZM119 222H120V221H119ZM125 222H126V220H125ZM127 222H129V221L127 220ZM182 222H183V221H182ZM199 222H200V221H199ZM254 222H255V221H254ZM257 222H258V219H257ZM260 222H261V221H260ZM180 223H181V221H180ZM123 224H124V223H123ZM123 224H122V225H123ZM112 225H113V224H112ZM115 225H116V224H115ZM127 225H128V224H127ZM123 226H124V225H123ZM117 227H118V226H117ZM179 228H180V227H179ZM181 228H182V227H181ZM112 229H113V228H112ZM121 229H122V228H121ZM180 230H181V229H180ZM180 230H179L178 232H180ZM183 230H185V229H183ZM183 230H182V233H183ZM176 231H177V230H176ZM241 231H243V230H241ZM124 232H125V230H124ZM128 232H129V231H128ZM184 232H185V231H184ZM129 233H130V232H129ZM131 233H132V231H131ZM134 233H135V232H134ZM180 233H181V232H180ZM176 234H177V232H176ZM207 234H208V233H207ZM257 234H259V233H257ZM260 234H261V233H260ZM260 234H259V235H260ZM183 235H184V233H183ZM257 236H258V235H257ZM177 237H178V236H177ZM184 237H185V236H184ZM184 237L181 236V240H182ZM179 238H180V237H179ZM184 245H185V244H184ZM183 247H184V246H183ZM184 254H185V253H184ZM180 256H181V255H180ZM182 257H183V256H182ZM182 260H183V258H182ZM178 261H180V260H178ZM183 261H184V260H183ZM177 263H178V262H177ZM179 264H180V263H179Z\"/></svg>",
    "mask_w": 264,
    "mask_h": 264
}]
</instances>
